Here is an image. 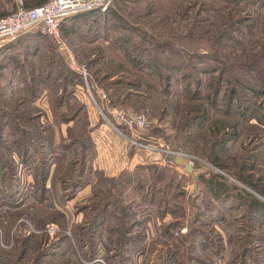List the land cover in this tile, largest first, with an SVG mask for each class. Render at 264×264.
Listing matches in <instances>:
<instances>
[{
    "label": "rangeland",
    "instance_id": "1",
    "mask_svg": "<svg viewBox=\"0 0 264 264\" xmlns=\"http://www.w3.org/2000/svg\"><path fill=\"white\" fill-rule=\"evenodd\" d=\"M19 1L22 2V6L24 5L23 0H15L16 9L14 7L10 10V14L17 10ZM202 1H206V4L200 5L199 9L194 8V11L189 12L188 17L183 19L177 17L176 10L181 14L184 13V7L188 6L185 0H115L110 11L122 17L125 26L131 29L126 33L132 36L141 51L155 55L157 63L161 64L164 61L170 66L177 65L178 72L172 74L177 76L183 74L187 79L189 78L188 81L192 85L189 96L196 91L198 82L206 83L209 77L215 79L219 68L226 69L230 78V80L225 79L228 84L223 85V91L220 93L221 101H224L222 98L230 93L233 78H239L242 83L261 89L264 82V0H212L213 7L224 8L222 14H227L226 12L231 9L236 10L237 13L232 19L238 17L240 22L237 25L242 26L243 29L242 36L230 32L225 34L222 28L213 30L218 35V44L225 49V53L220 54L216 50H210L213 51L211 55L216 57L214 62L202 57L210 52L204 43H187L191 39L170 37L172 30L177 28L176 23L184 26L195 20L199 26L206 25L204 20L208 14L202 8L210 7L211 2ZM5 2L0 0V6ZM2 11L3 9H0V12ZM152 27L158 30L155 31ZM119 33L125 34L120 30ZM186 33V28H182L176 36ZM219 33L223 34L219 36ZM160 34L162 43H167L178 51H184L185 46L189 53H198L196 55L199 59H188L186 56L182 59L173 55L171 51H166L169 50L168 48L165 49L166 52L160 50L153 52L150 38ZM22 37H17V40ZM25 38L27 39V35ZM52 41L25 40L29 44L25 49L27 51L25 57L20 58L19 53L13 52L9 60L17 62L14 63L16 67L14 70L7 66L1 69L5 74L0 75V84L3 86L7 83L10 85L14 82L15 85L21 83L20 79L25 78V75L12 76L21 64L26 62L35 65L37 70L44 69L45 67L41 65L48 58L56 62L55 75L59 77V54L66 62L70 61L69 57H71L76 65L84 67L86 75L91 74L93 78L98 77V79L102 77L98 72L101 67L95 64L88 66V64L102 55L109 57L113 68L119 61L118 55L110 48L111 46L105 47V44H90L79 37L67 35L62 38L64 47H59L54 40ZM229 42H234L233 47ZM192 69L199 71L194 72ZM206 70L213 71L214 74L204 75L203 72ZM238 71L245 79L239 76ZM161 72L165 73L166 70L162 69ZM127 76L118 74L117 79ZM58 80L44 87L55 95V99L59 97ZM154 84L160 91L158 82L154 81ZM104 85L105 82L102 86ZM182 85L174 84L171 93L166 96L160 92L155 93V103L160 109H154L149 104L145 105L144 110H127L122 107L116 109L145 115L146 130L151 127L152 135L157 136L151 139L169 149L195 156L202 162L195 164L196 171L186 174L183 170L186 161L178 159L183 163L173 162L165 166L161 157L160 161L156 162L158 168L149 171V174L146 170L140 173L144 187L138 204L141 207L135 209L136 206H130L128 211L132 215L129 214L124 218L119 207L111 209V204L108 214L97 219L95 225H101L99 228L92 223V215L96 213V211L91 212L92 207H96L92 201L93 185L95 182H100L106 185L105 188L110 189L111 184H114L112 179L116 177L106 176L103 170L94 169L91 164L88 166L85 162L84 166L87 171L89 170L88 175L90 174L89 179L83 186L71 190L68 184L73 178L76 179V174L72 171V174L67 176L66 172L71 165L74 172L80 168V164L76 165V163H80L83 149L80 150V146L76 145L66 160L62 158L53 162L56 156L61 154L59 143H63L66 137L59 140V123H57L59 120H56L51 112L46 97L42 96L25 108L28 113H34L39 117L41 122L31 124L42 127L41 132L37 131L38 128L34 130L38 133L32 137L37 140L34 146L30 147L29 158H33L32 161L30 159L25 161L26 168L15 163L19 159L16 158L17 152H14L13 147L16 146V141L19 143L20 134H11L14 131L13 123H9L7 128L4 126L5 123H0V257L7 258L11 254L9 251L16 238H28L33 235L25 246L30 252L24 261L28 264H264V208L254 210L248 203L252 201L248 198L250 194L255 200L264 204V197L256 189V186H260L264 192V118L261 117L264 114V96L256 97L240 89L243 100L234 101L228 108L221 107L222 104L218 102L215 106H210L203 98L187 103L186 99L178 97ZM79 92V99L89 108L87 120L92 135L95 126L90 125L89 115L93 113V109L96 113L97 110L88 93L86 95ZM5 95L8 99V92ZM22 98L26 99V95L19 94L17 99ZM7 102L8 108L15 106L12 101L7 100ZM196 107H200L198 112H202L198 116L194 113ZM153 112L158 114L157 117L151 116ZM96 117V128L102 124L108 125L98 113ZM155 117L162 120L159 122L162 129L160 133L153 129V125H156L153 120ZM184 121L187 122L182 123ZM107 127L112 132L111 135L116 134L122 140L128 153L136 152L142 157L143 165L148 164L152 156L137 151L120 133L115 132L109 125ZM146 130H143L144 134H147ZM135 133L136 130L133 129L131 135ZM208 151L213 152L211 157L208 156ZM70 159L71 164L68 162ZM215 169L220 171L217 173L224 185V194L203 183L210 176L205 171H215ZM11 170L15 171L20 181V189H22L20 196H17L20 201L16 198L14 200V197L7 194L8 187L12 183ZM42 172L44 180H41ZM147 175L153 176L154 179L158 178V182L154 183L155 187L156 184L158 187L157 191L155 190L154 202H151V187L145 181ZM67 179L70 181H66ZM57 186L59 187L56 189ZM114 188L121 189V184L114 185ZM127 190V201L136 200L137 193L128 188ZM112 193L115 194V191ZM103 195L107 196V191ZM39 197L44 201L37 207L33 203L39 200ZM15 201L18 203L17 209L10 206ZM111 201L114 205L116 199ZM115 210L118 214L115 215L116 217H111ZM135 210L139 214L134 213ZM142 214L143 217H139ZM71 226L80 227L81 230L86 229L82 231L83 234L81 233L80 251L77 243L74 244L75 237ZM122 226L129 228L123 232L120 230ZM5 234L8 235L7 240H4ZM64 236H68V241L61 240ZM86 237L88 246L85 244ZM91 244L94 248L90 246ZM83 247L85 250L88 247L87 256H90V259L84 257ZM40 251L43 254L39 256L38 261H34V256ZM11 255V259H14L15 252Z\"/></svg>",
    "mask_w": 264,
    "mask_h": 264
},
{
    "label": "trees",
    "instance_id": "2",
    "mask_svg": "<svg viewBox=\"0 0 264 264\" xmlns=\"http://www.w3.org/2000/svg\"><path fill=\"white\" fill-rule=\"evenodd\" d=\"M5 1L6 2L2 4V6H0V9H3V11L0 12V19L10 14V10H12L14 7H15L14 9H16L15 6L16 4L14 3L15 0H12V2H10V0L9 2H7L8 0ZM23 1H24L23 7L26 9H31L41 6L47 3L49 0H23ZM176 1H180V0H176ZM210 2H211L210 7L204 6L202 8L205 10L204 12L208 14L206 20H204L206 22L205 26L197 25V21L195 20L186 23L184 26H182L179 23H176L177 28L175 30H172L173 33L171 34L170 37L174 36V38L182 39V40L191 39L187 43L201 42L202 44L204 43L206 45L204 46L207 49H209V51L216 50V52L219 54L225 53L224 52L225 49L221 48L220 45L218 44L219 42L218 35L215 34L213 30L222 28V31H225L223 32L225 34L227 33L229 34L230 32L235 35L237 34L239 36H242L243 29L242 26L237 25V23L240 22V19L238 17L232 19L233 15L237 13L236 10L233 11V9H231L229 12H226L227 14H222V10L224 8L221 7L220 9L217 7H213L214 4H212V0H210ZM185 3H188V6L184 7V13L181 14L179 13V11L176 10L177 17H180V19H183L184 17H188L189 12L194 11L193 10L194 8L199 9L200 5L206 4V1L185 0ZM179 26H181L180 29ZM158 27H160V25H158ZM152 28L155 29V31L158 30L155 27ZM182 28H186L187 33L182 36H176ZM119 30L123 31L125 34L124 35L120 34ZM129 30L131 29L125 26L122 17L119 14L115 13L114 11H110V10L106 12H101L100 10H92L77 14L72 17H68L62 22L60 28L61 38H64L67 35V36L79 37L84 42L90 44H95V43H101L103 45L105 44V47L111 46L110 48H112L114 50V53L118 55L119 61L114 65L115 68L111 66L112 62L109 59V57L106 58L103 55L95 59L93 63L88 64V66L94 64L97 67L100 66L101 69L98 70V72L99 74L102 75V77L101 79H98V77L93 78V76H91L90 74V75H86V80L90 88L91 94L94 100L96 101L97 105L102 110V112L108 118H111V122L114 124V126H116L119 130L126 132L128 136L130 135V133L128 130H126L127 128L123 124L117 122L108 113L107 106L113 108L122 107L127 110L128 109L144 110L145 105L149 104L154 109L156 108L160 109L155 103L156 102L155 93L159 94L160 92L166 96V94L171 93V89L174 86V84H176V86L183 84L179 88L181 91L178 94V97L186 99L187 103H193V101L197 99L202 100L203 98L204 102L206 104H209L210 106H215L218 102L222 104L220 105L221 107L228 108L230 104L234 103V101L243 100L239 92L240 89L242 91L250 92L253 96L256 97H260V95L264 96V82L262 88L259 89L257 87H253L249 85L248 83L247 84L242 83L239 78H233L232 79L233 86L232 88H230V93L226 94L222 98L224 101H221L220 93L223 91L222 90L223 85L226 86L228 84L227 80H230L229 73L226 72V69L224 68H219V72L215 79L212 80L211 77H209L206 80V83H204L203 81H202L203 83L198 82L196 85V91H194L192 96H189L191 95L189 92L191 91V87H192V85L188 81L189 78L187 79L183 74L179 76L172 74L178 72L177 65L170 66L168 62H164V61L161 62V64L157 63V59L155 55H151L150 53H147L144 50L141 51L139 47L135 44V41L132 38V36L126 33L129 32ZM223 33H219V36ZM26 35L29 41L31 40L33 41L34 39V40H39V42H43L44 40L48 42L50 41L53 42L52 41L53 39L51 40L49 36L42 35L41 33L38 32H29L19 36V37L23 36L22 37L23 39L21 38L17 40L19 38L18 37L14 41L3 45L2 47H0V75L5 74L2 73L1 71V69H4V67L7 66L8 68H12L13 70L16 67V64L14 63L17 62H14L13 60H9L13 52L14 54L19 53L20 58L25 57V54L27 52L25 49L29 46V44L25 42V40L27 39L26 38L24 39ZM160 37L161 34L155 35V37L151 36L150 38L153 52L156 50L165 51V49L168 48L169 50L166 51H171L173 55L182 57V59H184L185 56L188 59H194V58L199 59L198 58L199 56L196 55L198 53H194V52L189 53L188 50L185 49L186 48L185 46L183 49L184 51H178L175 48L171 47L169 44L162 43L160 41ZM229 43H231L230 45L233 47L234 42H229ZM210 52H208L206 55L203 56L201 55V56L204 59L209 60V62H214V60H216V57H214V55H211L213 51ZM37 53L38 50L36 49V54ZM41 66L45 68L44 69L39 68L38 71L35 65L29 63L26 64V62H24L23 64L20 65L19 68H17V72H16L17 74L12 73L13 77L24 76V75L26 76L25 78L20 79L22 80L21 83L18 82L17 85H15L16 82H14L12 85H10V83H7L6 85H3L4 87L2 86V84H0V123L2 124L5 123L4 126L6 128L9 126V123H13L14 125L12 126H14V131L11 132V134L12 133L14 135L20 134L19 143H17L16 141L15 143L16 146L13 147L14 152H17V154H15L17 156L16 158L19 159V160L17 159L18 162L15 163H19L26 168L27 166L25 161H27V159H30L29 157L31 156L29 152V150H31L30 147L34 146L37 140L32 137V136H36L38 133L35 132L34 130H37L38 128L37 131L41 132L42 127H37L36 125L31 124V123H39L40 122L39 117H37L34 113H28V111H26L25 108L27 106H31L32 104H34L42 96H45L46 99L49 101V106L51 112L55 116V119L59 120V122H57L59 123V126L64 124L69 125L66 131V136H65L66 138L61 137L60 139L62 140L63 138H65L63 143L61 144L59 143L61 154L56 156V158L58 157L57 159L55 158L56 160L52 159L53 162L61 160L62 158L66 160L67 157L73 152V148L76 147V145L80 146V150L81 148L83 149L81 159H79L80 163H76V165L80 164V168H78L74 172L71 165L70 169L66 172L67 176H70V174H72V171L73 173L76 174V179L73 178L72 181L69 182L68 184L70 185L71 190H76L78 187L83 186L90 176V174L88 175L89 170L87 171L84 166L85 162H87L88 166L90 164L92 166L93 159L96 156L95 145L90 135V128H89L90 126L87 120L88 119L87 104L82 102L79 99V95H78L79 91L87 95L85 88V81L83 79V76L79 72L75 71L70 66V64L67 63L62 58L60 54H59V77L55 75L57 69L56 62H52L48 58L43 62V65ZM162 69L166 70V72L162 73L161 72ZM192 70L194 72L199 71V69H192ZM118 74H122V76H127V75L129 76L117 79ZM203 74L210 76L211 74H214V72L206 70L203 72ZM238 74L242 79H245V77L241 75L240 71H238ZM8 79H10V77ZM57 79H59L58 80L59 97L55 99V95L51 94L52 92H49V90L44 87L47 86L48 84L55 82ZM154 81L158 82V84L160 85L159 87L160 91H158L157 89L158 86L154 84ZM104 82L105 85L102 86ZM154 85H156L157 87ZM99 89L104 92L106 96L105 99L101 97L98 91ZM6 92H8L9 95L8 99H6L7 98L6 97L7 94L5 95ZM175 93H177V91H175ZM19 94L26 95V99L23 98L17 99ZM7 100L12 101L15 106L12 108L10 107L8 108ZM199 108L200 107H196L194 109V113L197 114V116L199 115V113H202L200 111L198 112ZM130 112L132 113V111ZM157 115L155 112H153L151 116L157 117ZM156 117L153 119L155 120L156 125H153L154 127L153 126L152 127L153 129L155 128V131H157V133H160L162 132V129L160 127L159 122L162 120L159 117H158L159 119ZM261 117L264 118V114H262ZM186 122L187 121H184L182 123H186ZM148 123L150 122L148 121ZM148 130H150V133H148ZM146 133L147 134H143V137L146 140L145 142L157 143L156 140L151 139L152 137H157L155 135H152L151 127L150 129L146 130ZM41 146H43V144H41ZM132 153L133 151H131L129 155H131ZM212 155L213 152L208 151V156L211 157ZM32 158L33 157H31L30 159L31 161ZM163 159H165V157H163ZM68 162L71 164L72 163L71 159ZM173 162H176L177 164L183 163L182 161L179 162L178 159H175ZM165 164H166L165 166L171 165L168 162H166ZM157 165L158 164H156V162H152L146 164L145 166L144 165L137 166L133 170L125 169L121 171L116 176L115 179H112L114 180V184L113 183L111 184L110 189L105 188L106 185L103 183L95 182V184L93 185L92 201L94 202V204H96L94 205L96 207L95 208L92 207L93 210L91 211L92 213L96 211V213L92 215L93 216L92 223L94 224V226L95 227L97 226L95 225V223L97 222L99 216H106L108 214L109 212L108 209L111 206V204H112L111 209H113V207L115 209L116 206L119 207V209L121 210V215L124 218H127L129 214L132 215V213L128 211L130 206H136L135 209L140 208L141 205L138 204L141 198V190L144 189L143 182L140 179L142 177L140 173L141 171L146 170L148 171L147 173L149 174L150 173L149 171L159 167ZM14 167L16 166L14 165ZM183 168L186 174L189 173L192 174L193 171L197 170L196 168H193L191 172H188L186 170V165L183 166ZM14 170L10 171L12 177V183L8 187L7 194H10V197H14V200L16 198L17 201H20L18 200L19 198H17V196H20L22 188L20 189V183H19L20 181L18 180V177L16 176ZM205 172H208V175L210 176L207 180L203 181V183L209 188H215L219 190L222 194H224V190H223L224 185L221 182V178L219 174L213 170H207ZM145 178H146L145 181H147V185L151 187V191H150L151 202H154L155 194L158 188L157 184L155 187L154 183L158 182V178L156 177V179H154L153 176L150 177L149 175H147V177ZM41 180H44L43 172L41 173ZM66 181H70V180L67 179ZM116 184L119 185L121 184V189L117 190V188H114V185ZM58 187L59 186H57L56 189ZM127 188L132 192L134 191L137 193L138 197L136 200L127 201V196H128ZM256 189L258 193L264 197V192L262 187L256 186ZM106 191H107V196H105L106 194L103 195V193L104 192L106 193ZM113 191H115V194L112 193ZM248 195H249L248 198L252 200V201H248V203L251 204L254 210H259L264 208V204L255 200L250 194ZM111 199H116L114 205ZM69 200L70 198L67 200V202H69ZM17 201L11 203L10 206H13V208L17 209L18 208ZM42 201L44 200H41L39 197V200H35L33 205H36L37 207L41 206ZM83 210L87 211V209H83ZM115 211L117 212V210ZM115 211L111 214V217H116L115 215L118 214V212L116 213ZM134 213L139 214L136 210L134 211ZM132 217L136 218L134 216ZM139 217H143V214L139 215ZM99 227H101V225L97 226V228ZM128 228H129L128 226L126 228H123L122 226L120 230L125 232L127 231ZM84 230H81L80 227L71 226V231L75 237L74 244L77 243L76 245L78 246L79 251L82 249L80 242H81V236L83 234L82 231ZM32 236L33 235H30L28 238H16V242L14 243L15 246L13 245L11 250L9 251L11 252V254L15 252V258L11 259L12 258L11 254L7 258L2 256L0 257V264H28L25 263L24 261L28 258L30 252L25 248V246H27ZM7 239H8V235L5 234L4 240ZM61 240L68 241V236H64ZM85 244L86 246H88V238ZM90 246L94 248L93 244H91ZM87 248L88 247H86L85 250V247H83V249L85 250L84 257L87 256ZM72 251H74V249ZM42 254H43L42 251H40L38 254L36 253V255L34 256V261L35 260L38 261L39 256H41ZM92 255L96 256L95 254ZM87 257H88L87 259H90V256Z\"/></svg>",
    "mask_w": 264,
    "mask_h": 264
},
{
    "label": "built area",
    "instance_id": "3",
    "mask_svg": "<svg viewBox=\"0 0 264 264\" xmlns=\"http://www.w3.org/2000/svg\"><path fill=\"white\" fill-rule=\"evenodd\" d=\"M114 1L115 0H49L41 6L31 9L24 8L22 2L19 1L20 5L14 13L0 19V47L14 41L20 35L29 32H38L42 35L49 36L59 47H64L65 44L61 38L60 28L62 22L66 18L92 10L106 12L112 8ZM70 66L83 76L86 93H88L99 115L108 123H112L94 100L87 84L84 67L76 65L73 59H71ZM99 93L103 99L106 98L102 90H99ZM107 111L117 122L122 123L128 130L135 129L136 133L135 135L128 136L114 125H111L112 129L120 133V135L137 151L155 157L156 159L153 160L154 162L159 160L157 156L165 157L162 161L165 163L168 162L169 164H173L175 159H181L186 161V166L188 165L191 169L194 168L197 162H202L195 156L169 149L167 146H163L159 143L145 142L146 140L143 137V130L145 131L147 127L145 115L126 113L123 110L110 106H107ZM215 171L220 173L218 169H215Z\"/></svg>",
    "mask_w": 264,
    "mask_h": 264
},
{
    "label": "crops",
    "instance_id": "4",
    "mask_svg": "<svg viewBox=\"0 0 264 264\" xmlns=\"http://www.w3.org/2000/svg\"><path fill=\"white\" fill-rule=\"evenodd\" d=\"M69 58L70 61H68L67 63L70 64L72 58ZM79 93L80 92H78V94ZM87 110H89V108ZM97 113L93 109V113L89 115L90 125L95 126L92 131L93 134L91 135L96 150V156L94 157L92 162V166L94 167V169L98 168L103 170L106 176L116 177L121 171L125 169L133 170L137 166H142V157L136 154V152L132 156H130L128 153L129 151L127 150L126 146L122 143V140L114 133L113 134L115 136L111 135L112 132L108 129L107 126L109 125L112 128L111 125H114L113 123H107L108 125L102 124L101 126L96 128L95 119L97 118ZM109 119L111 121V118ZM68 126L69 125L66 124L59 126V140L61 139V137L66 136ZM120 131L128 135L126 132H123L122 130ZM128 131L131 135L132 130ZM160 158L161 157H158L159 160ZM155 159V157H152V159H150V161H148L147 163H152Z\"/></svg>",
    "mask_w": 264,
    "mask_h": 264
},
{
    "label": "water",
    "instance_id": "5",
    "mask_svg": "<svg viewBox=\"0 0 264 264\" xmlns=\"http://www.w3.org/2000/svg\"><path fill=\"white\" fill-rule=\"evenodd\" d=\"M181 160V159H180ZM183 161V160H182ZM186 170L188 171V172H191L192 171V169H191V167H189L188 165L186 166Z\"/></svg>",
    "mask_w": 264,
    "mask_h": 264
}]
</instances>
